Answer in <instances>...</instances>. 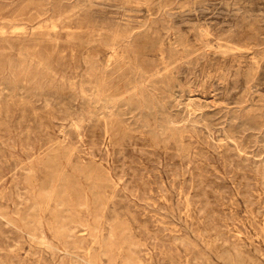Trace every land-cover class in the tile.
I'll return each instance as SVG.
<instances>
[{"label":"rangeland","instance_id":"obj_1","mask_svg":"<svg viewBox=\"0 0 264 264\" xmlns=\"http://www.w3.org/2000/svg\"><path fill=\"white\" fill-rule=\"evenodd\" d=\"M0 264H264V0H0Z\"/></svg>","mask_w":264,"mask_h":264},{"label":"bare ground","instance_id":"obj_2","mask_svg":"<svg viewBox=\"0 0 264 264\" xmlns=\"http://www.w3.org/2000/svg\"><path fill=\"white\" fill-rule=\"evenodd\" d=\"M15 29V28H14ZM77 122V121H76ZM5 146V145H4ZM6 181V180H5ZM263 222V221H262ZM233 228V227H232ZM89 247V246H88Z\"/></svg>","mask_w":264,"mask_h":264}]
</instances>
